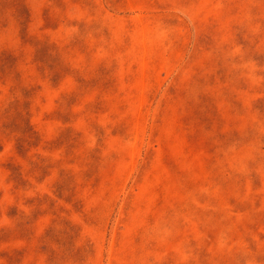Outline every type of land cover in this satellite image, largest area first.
I'll use <instances>...</instances> for the list:
<instances>
[{"label": "rangeland", "instance_id": "rangeland-1", "mask_svg": "<svg viewBox=\"0 0 264 264\" xmlns=\"http://www.w3.org/2000/svg\"><path fill=\"white\" fill-rule=\"evenodd\" d=\"M0 264H264V0H0Z\"/></svg>", "mask_w": 264, "mask_h": 264}]
</instances>
